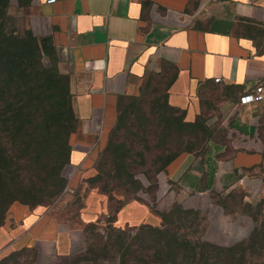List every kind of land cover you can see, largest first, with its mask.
I'll use <instances>...</instances> for the list:
<instances>
[{
    "label": "crops",
    "instance_id": "crops-1",
    "mask_svg": "<svg viewBox=\"0 0 264 264\" xmlns=\"http://www.w3.org/2000/svg\"><path fill=\"white\" fill-rule=\"evenodd\" d=\"M35 1L51 27L42 39L46 48L61 52L68 74L77 79L72 93L76 129L69 146L72 155L82 156L77 171H85L86 177L94 175L90 158L106 147L120 102L136 97L148 74H158L165 66L175 69L165 102L183 113L187 124L202 115L198 90L204 85L234 89V101L264 86V0ZM228 129L240 138L254 135V127L238 122ZM231 153L226 158V144L213 141L199 154L180 155L167 176L186 190L204 193L236 185L243 172L261 169L262 151ZM84 203L78 216L82 224L97 222L107 213V201L93 190ZM47 219L28 206L10 205L0 226V264L13 255L33 264L68 258L70 233L52 226L48 231ZM160 224L159 217L136 201L115 213L117 228Z\"/></svg>",
    "mask_w": 264,
    "mask_h": 264
},
{
    "label": "rangeland",
    "instance_id": "rangeland-1",
    "mask_svg": "<svg viewBox=\"0 0 264 264\" xmlns=\"http://www.w3.org/2000/svg\"><path fill=\"white\" fill-rule=\"evenodd\" d=\"M1 3L0 27L6 34V40L11 45L14 40L21 42L20 46L24 52L21 63L30 81L33 105L31 108L35 115L32 126L39 131L37 137L40 132L45 131L44 134L51 143L55 144L57 141L56 148H60L62 143L66 142V136L74 125L71 113L72 111L75 116L72 93L73 84L77 83V79L68 74L67 61L61 52L55 54L53 50L47 52L39 47V43L49 33L51 27L40 15L36 1L1 0ZM153 75L155 74H148L145 77L138 91L136 97L143 90L142 102L127 100L123 103L121 123L107 155L90 158L89 165L94 175L86 177L85 171H77L81 155L72 153L62 155L64 153L60 152L61 155H50V159L47 156L45 158V155H17L29 158V163L23 164L20 169L23 176L32 173L40 177L36 179L38 183L35 189L41 194L36 195L31 183L23 182L16 186L15 197L29 203V209L40 218H48V231L52 226L54 231L66 230L70 233L73 241L71 258L55 259V264H135L131 263L137 261L134 258L135 254L128 258L124 257L122 251L129 239L134 236V232L126 230L125 237L121 239L116 230H113L114 224L113 226L109 224L114 220L118 205L126 201H141L143 202L141 205L158 213H168L174 206L192 211L194 213L192 216L199 219V227H195L191 234L194 233L200 241L228 247L251 240L248 252L252 255V264H259L260 261L264 263V258L260 259L257 255L259 253L257 242L260 237H264V167L243 172L239 175L236 185L219 187L204 193L186 190L179 182L169 179L167 170L170 164L162 167L168 155H162L158 160L151 146L144 144L142 130L146 119L160 125L164 137L165 134H171V139L181 152L180 155L185 154L182 152L188 149L189 145L192 148L196 147L197 140L194 132L189 131L192 133L189 139L184 136L185 131L179 128L176 114L165 106L162 89L156 88L154 93ZM205 89L208 90L206 87ZM213 91L211 95L208 93L204 95L200 107L212 138L216 142L226 144L230 152L226 158L231 156V152L241 149L259 150L264 154V105L240 107L238 101L232 99L234 89ZM226 99L232 100L225 102ZM229 103L231 105L226 107ZM232 122L254 127L253 137L240 138L239 134L229 131L228 125ZM131 141L133 150L126 155ZM57 168L61 170L63 186L59 193L58 191L46 193L44 189L47 182L41 180L40 175H48ZM8 185L4 184L3 188H9ZM90 190L103 196L107 201V213L94 223H100L102 229L114 239L113 243H109L112 245L110 248L102 244L89 251L88 245L95 242L94 240L93 243L89 242L91 239L87 237L89 235L87 238L82 235L78 216ZM0 199L1 221L7 214L8 205L12 200L6 195ZM20 201L17 200L18 203H21ZM167 218L171 217L167 214ZM193 218L191 219L194 220ZM49 221H52V224ZM127 228L134 227H122ZM1 264H33V261L20 255H13Z\"/></svg>",
    "mask_w": 264,
    "mask_h": 264
},
{
    "label": "trees",
    "instance_id": "trees-1",
    "mask_svg": "<svg viewBox=\"0 0 264 264\" xmlns=\"http://www.w3.org/2000/svg\"><path fill=\"white\" fill-rule=\"evenodd\" d=\"M1 4L0 0V7ZM20 43L21 42L14 40V43L11 45V43L6 40V34H4L2 27H0V198H4L5 195L7 198H11L12 201H10L8 208L10 205L17 202V200L20 201L18 197H15L17 191L16 186L20 183H31L34 189L33 192H35L36 195L41 194L40 191L35 189V185L38 183L36 179L40 177H37L32 173L26 176L22 175L20 167L23 164L27 165L29 163V158H27V156L18 157L17 155H45V158L47 156L48 159H50V155H61L59 154L60 152L64 153L62 155H70L71 147L68 144V138L76 129V116H73V112L71 111L74 125L72 130H70L66 136V142L64 141L60 148H56L57 141L55 144L51 143L47 138V135L44 134L45 131L40 132L39 137H37L39 131H36L32 126V120L35 115H33L31 108L33 105L31 104L29 89L30 81L27 72L21 63L24 58V52H22L23 49L20 46ZM39 44V47H41L43 51L50 52L52 50L46 48L45 39ZM174 75L175 69L171 66H165L160 73L153 75L154 83L152 88L154 89V93L158 88H161L164 93ZM145 87H147L146 84ZM205 87L208 88V90H206ZM213 89L216 91L218 88L210 85H204L201 87L198 90L199 100L201 101L207 93L210 95L214 93ZM142 92L143 90L140 91L138 97H129L120 102L117 124L112 129L106 147L100 155H107V151L110 149L114 135L121 123V109L123 103L127 100L142 102ZM68 104H70V102ZM165 106L169 111L176 114L178 126L183 132L185 131L184 136L187 137V139H189L192 134L190 132H194L193 135L196 134V147L192 148V146L187 144L189 145V148L182 153L199 154L207 144L213 141L216 142L206 128V121L203 115L199 116L196 122L187 124L182 122L183 113L168 107L166 102ZM161 131L163 132V129L160 125L154 124L151 119H146L145 126L142 130V136L145 138L144 144L151 146V150L156 153L158 160L162 158V155H168L164 159L166 160V163L162 166L164 168L176 160L181 152H179L177 144L171 139V134H165L164 137ZM239 131L243 133L245 132L242 128H239ZM132 145L133 142L131 141L128 144L130 147L127 148L126 155L133 150V147H131ZM262 156L263 161L261 167H264V154ZM60 166L62 167V165ZM97 175L98 173L95 177ZM40 176L41 180L47 182V187L44 189L46 193H53L54 191H58V193L60 192L59 190H61L63 186V179L59 168L48 173V175ZM6 183L9 184V188L4 189L3 185ZM111 199L112 198H110V200ZM20 202V204L30 208L29 203L24 202V200H21ZM128 202L130 201L119 204L115 213ZM136 202L143 203L141 201ZM149 210L159 217L161 220L160 226L153 227L149 225H140L138 227L127 229L113 227V230H116L119 236H121V239L122 237H125L126 230L127 232L128 230L134 232V236L129 239L128 243L125 245V249L122 250L125 255L124 257L127 256L128 258H131V255L135 254L134 258L137 259V261H131V263L252 264V255L248 252L250 251L251 240L228 247H222L207 241H200L199 238L194 236V233L193 235L191 234V231L195 227H199V219L192 216V214H194L192 211L184 210L178 206H174L168 213H158L151 208H149ZM167 214L171 217L170 219L167 218ZM5 216L1 219L0 226L3 223ZM193 217H195V219ZM114 220L109 224H112L113 226ZM81 226L82 235L85 237L89 235L87 236L91 238L89 242L93 243V240L95 242L88 245L89 251L94 250L98 245L102 244L109 248L112 246L109 245V243H113L114 239L102 229L100 223H81ZM90 231H92V233H90ZM257 244V250L259 252L257 255L262 259L264 258V237H260ZM70 258L71 255L66 259ZM259 264L264 263L260 261Z\"/></svg>",
    "mask_w": 264,
    "mask_h": 264
},
{
    "label": "built area",
    "instance_id": "built-area-1",
    "mask_svg": "<svg viewBox=\"0 0 264 264\" xmlns=\"http://www.w3.org/2000/svg\"><path fill=\"white\" fill-rule=\"evenodd\" d=\"M218 82V80H216ZM264 105V86H256L250 93L241 95L238 101L240 107H251L255 105Z\"/></svg>",
    "mask_w": 264,
    "mask_h": 264
}]
</instances>
